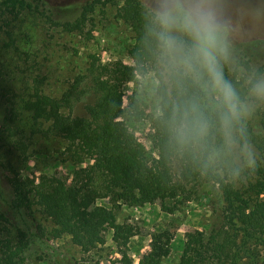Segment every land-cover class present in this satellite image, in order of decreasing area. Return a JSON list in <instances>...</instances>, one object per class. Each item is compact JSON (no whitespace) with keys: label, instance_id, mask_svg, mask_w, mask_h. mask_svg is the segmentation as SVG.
<instances>
[{"label":"rangeland","instance_id":"obj_1","mask_svg":"<svg viewBox=\"0 0 264 264\" xmlns=\"http://www.w3.org/2000/svg\"><path fill=\"white\" fill-rule=\"evenodd\" d=\"M92 1L42 0L44 6L37 10H0V213L8 220L0 222L1 237L14 238L17 230L26 235L29 246L24 264H118L120 260L139 264L154 251L157 238L160 245L171 238L170 254L162 264H180L186 234H203L207 240L211 232L221 230L227 238L215 236L204 264H230L239 245V238L232 239V235L242 226V219H246L241 213H251L256 198L264 197V186L254 190L250 201L244 196L247 192L242 194L241 204L233 207L232 223L227 219L228 203L217 182L198 188L200 201L191 197L177 204L167 201L171 212H165L160 202L143 208L121 207L115 210L116 223L130 225L134 232L128 246L119 249L113 231L109 230L105 245L89 253H83L68 236L53 238L51 220L41 215L36 206L30 210L13 207L12 179L38 184L42 176H56L71 186L75 183V170L95 168L93 161L78 167L71 165L63 140L46 134L44 128L40 131L28 107L30 95L35 91L59 99L73 79L85 72L91 59H96L107 71L121 67L132 71L122 85L124 121L145 151L157 154L151 140L156 133L152 121L159 112L158 79L151 64L142 65L132 55L138 39L132 17L141 8V16L147 17L148 0H101L86 15L84 24L79 25L81 7ZM225 8L228 51L242 42L256 43L248 52L249 70L243 63L229 65L231 74L248 77V85L250 79L264 77V0H225ZM245 101L252 107L243 118V125L264 136V102L250 101L248 95ZM83 112L80 104L73 116L83 117ZM17 147H22V151ZM242 154L241 158L236 156L244 172L253 168L254 153ZM210 162L214 174L225 185L243 192L232 166L218 157ZM241 180L247 182L245 177ZM96 204L107 206L103 201ZM255 249L260 255L257 262L264 264V250Z\"/></svg>","mask_w":264,"mask_h":264},{"label":"trees","instance_id":"obj_2","mask_svg":"<svg viewBox=\"0 0 264 264\" xmlns=\"http://www.w3.org/2000/svg\"><path fill=\"white\" fill-rule=\"evenodd\" d=\"M98 4H101V0L86 2L81 7L79 25L84 24L86 15ZM43 6L42 0H0V10L5 8L11 12L37 10ZM140 11L132 17L138 34L132 55L142 65L151 64L158 79L156 95L159 112L152 121L156 133L151 140L156 155L145 151L124 121L122 85L131 76L132 71L128 68L107 71L98 65L96 59H91L85 72L73 79L59 99L38 91L31 94L29 99L28 107L35 124L40 131L44 128L46 134L63 140L69 163L78 167L86 161H93L95 168L75 170V183L71 186L56 176H42L38 184L31 180L12 179L13 207L30 210L36 206L41 215L51 220L52 237H70L83 253L105 245L109 230L113 231L119 249L128 246L134 232L130 225L116 223L115 210L121 207L143 208L160 202L165 212H171L167 201L177 204L190 197L200 201L198 188L204 183L217 182L221 184V191L228 203L230 216L227 219L232 223L235 217L233 207L241 204L242 194L247 192L244 196L250 201L254 190L264 186V136L243 125V121L240 148L227 156L218 157L235 169L243 192L225 185L214 174L206 155L182 152L170 141L167 126L174 102L196 96L211 110L215 107V97L190 82L169 84L161 79L154 48L147 37L148 16L142 17L143 9ZM255 44L253 40L236 44L228 51L230 56L223 65L225 78L233 83L243 100L248 95V77L231 74L229 65L230 62L243 63L249 70L251 57L248 52ZM80 104H83V117H74L73 112ZM134 106L138 112L137 101ZM65 111L68 113L65 114ZM16 149L22 151V147ZM250 151L254 153V165L243 172L245 168L241 171L236 155L241 158L242 153ZM244 177L246 183L241 180ZM99 201L106 202L107 206H98L96 203ZM250 212L249 215L241 213L246 219H242V226L232 235V239L239 238V245L230 264H261L257 262L260 255L255 248L264 250V197L256 198ZM2 221L8 220L0 213ZM215 236L227 238L221 230L211 232L207 240L203 234H186L180 264H204L211 253L210 244ZM170 240L160 245L161 240L157 238L154 251L139 264H162V260L170 254ZM28 246L27 237L21 230H17L14 238L3 239L0 235V264H24ZM117 263L127 264L123 260Z\"/></svg>","mask_w":264,"mask_h":264},{"label":"clouds","instance_id":"obj_3","mask_svg":"<svg viewBox=\"0 0 264 264\" xmlns=\"http://www.w3.org/2000/svg\"><path fill=\"white\" fill-rule=\"evenodd\" d=\"M147 37L165 83L192 85L215 96L208 110L200 98L174 102L167 134L175 147L209 161L240 148L242 120L252 105L224 76L229 52L225 39V0H148ZM248 98L264 102V77L248 81Z\"/></svg>","mask_w":264,"mask_h":264}]
</instances>
